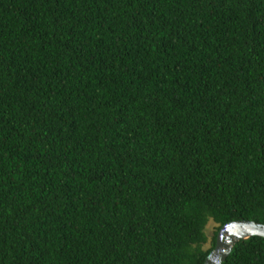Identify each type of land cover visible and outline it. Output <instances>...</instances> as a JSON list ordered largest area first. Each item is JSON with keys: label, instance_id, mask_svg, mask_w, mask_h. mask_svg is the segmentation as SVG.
Listing matches in <instances>:
<instances>
[{"label": "trees", "instance_id": "1", "mask_svg": "<svg viewBox=\"0 0 264 264\" xmlns=\"http://www.w3.org/2000/svg\"><path fill=\"white\" fill-rule=\"evenodd\" d=\"M238 219L264 223V0H0V264H202Z\"/></svg>", "mask_w": 264, "mask_h": 264}, {"label": "water", "instance_id": "2", "mask_svg": "<svg viewBox=\"0 0 264 264\" xmlns=\"http://www.w3.org/2000/svg\"><path fill=\"white\" fill-rule=\"evenodd\" d=\"M253 235L264 238V223L250 219L230 220L223 223L216 231L214 246L205 256L202 264H221L238 240Z\"/></svg>", "mask_w": 264, "mask_h": 264}, {"label": "rangeland", "instance_id": "3", "mask_svg": "<svg viewBox=\"0 0 264 264\" xmlns=\"http://www.w3.org/2000/svg\"><path fill=\"white\" fill-rule=\"evenodd\" d=\"M213 229H214V225L211 222H209L206 225V228H205V232H206L208 241L210 240V237H211V234H212Z\"/></svg>", "mask_w": 264, "mask_h": 264}]
</instances>
